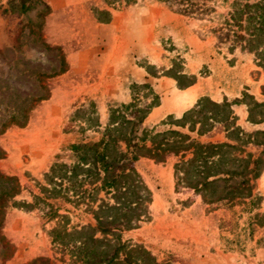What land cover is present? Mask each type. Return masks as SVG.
I'll use <instances>...</instances> for the list:
<instances>
[{"label":"rangeland","instance_id":"rangeland-1","mask_svg":"<svg viewBox=\"0 0 264 264\" xmlns=\"http://www.w3.org/2000/svg\"><path fill=\"white\" fill-rule=\"evenodd\" d=\"M10 1L0 0V173L14 176L20 191L2 214L0 264H25L41 256L52 264H80L70 247L51 242L50 207L33 195L53 197L50 203L67 215L68 231L96 224L85 201H61L39 184L57 157L69 162V144L99 138L94 130L80 129L89 127L83 119L99 123L102 131L110 107L132 100L133 83L148 85L140 101L149 103L150 91L158 96V106L146 113L140 128L236 144L235 135L219 123L201 135L198 125L182 126L202 96L228 103L244 133L264 131V123L251 122L248 113L252 101L264 104V63L246 41H232L234 33L242 34L225 24L232 0H205L210 10L192 14L174 0H25L24 6ZM102 9L109 14L96 12ZM258 110L252 109L253 121ZM242 149L256 157L262 147L245 143ZM164 156L135 161L149 199L145 216L119 234L122 240L142 245L158 264H264V226L250 228L241 205L207 203L218 195L213 187L203 197L178 182L179 155L167 151ZM190 157L186 153L185 159ZM261 158L251 181L259 202L253 213H264ZM98 197L106 199L103 192Z\"/></svg>","mask_w":264,"mask_h":264},{"label":"trees","instance_id":"trees-1","mask_svg":"<svg viewBox=\"0 0 264 264\" xmlns=\"http://www.w3.org/2000/svg\"><path fill=\"white\" fill-rule=\"evenodd\" d=\"M174 1L181 5L183 13H203L210 10L205 5V0ZM13 2L15 0L10 1L11 6ZM19 2L25 5V0ZM229 8L230 22L226 21L225 24L237 26L239 32H242L234 33L232 41H246L257 59L264 63V0H232ZM11 9L14 10L12 7ZM96 12L109 14L105 9ZM147 86L133 83L132 100L128 104L110 107L108 122L102 131H99V123L92 124L86 116L83 121L89 127L80 129L94 130L100 133L99 138L92 142L69 144V162L57 157L45 173V182L39 184L41 190L57 195L61 201L75 205L85 201V209L93 214L95 225L86 224L68 231L65 227L67 215L59 212L57 204L55 206V203H50L49 200L53 197L33 195L34 200H42L50 207L46 215L55 222L49 230L51 242L70 247L71 257L80 264H158L142 245L122 240L119 234L123 230L135 228L140 218L146 214L145 203L149 199V189L135 169V161L140 157L161 161L167 151L179 155L175 163L178 182L185 181L187 187L202 192L203 197L209 195L208 187H213V194L218 195L210 198L211 201L207 203L223 204L229 209L241 205V211L249 213L250 228L264 226V213H253L255 209H259V202L251 184L252 179L258 176L261 156H264V139H258L255 135L261 134L264 137V131L244 133L235 125L228 103H217L202 96L198 99L197 108L187 112V122H183L182 126L189 124L194 128L198 125L196 132L201 135L219 123L224 127L225 133L235 135L238 139L235 140L236 144L200 142L189 134L176 130L157 132L146 127L140 128L150 109L158 106L157 94L149 89L150 102L140 101L139 95L147 94ZM205 106L208 109L203 111ZM248 106L249 120L264 123V104L252 101ZM253 107H259L257 121H253ZM245 143L261 146L260 154L255 157L242 149ZM0 153L2 154L1 151ZM186 153L191 154V157L185 159ZM197 174L202 175L203 180L195 179L199 176ZM231 180L234 182L229 184ZM0 181L3 187L0 191L1 225L3 211L8 201L20 191V185L14 176L2 173ZM219 181L223 183L216 188ZM100 192L105 194L106 199L98 197ZM97 234L100 236H96ZM72 235L76 237L68 244L65 240ZM25 264L52 263L49 258L41 256Z\"/></svg>","mask_w":264,"mask_h":264},{"label":"crops","instance_id":"crops-1","mask_svg":"<svg viewBox=\"0 0 264 264\" xmlns=\"http://www.w3.org/2000/svg\"><path fill=\"white\" fill-rule=\"evenodd\" d=\"M187 99H188V98H187ZM193 100H194V98H193ZM193 100H192V101H193ZM192 101H191V102H192ZM184 102H188V101L186 100V101H184Z\"/></svg>","mask_w":264,"mask_h":264}]
</instances>
